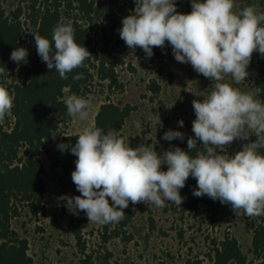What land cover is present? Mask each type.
<instances>
[{
  "label": "clouds",
  "instance_id": "clouds-1",
  "mask_svg": "<svg viewBox=\"0 0 264 264\" xmlns=\"http://www.w3.org/2000/svg\"><path fill=\"white\" fill-rule=\"evenodd\" d=\"M27 32L42 62L61 79H67V73L82 66L90 54L75 41L70 20L57 23L52 43L36 30ZM119 35L132 52L140 48L146 58L154 54V47L163 49L167 42L177 62L191 64L214 87L203 100L192 101L194 136L187 139V151L173 146L158 153L151 143L132 147L116 130L105 132L91 123L78 129L74 145L58 143V150H70L77 158L71 178L80 194L60 197L67 210L82 211L88 222L103 226L122 220L130 201L160 208L166 202L180 206L185 199L180 190L191 176L197 184L194 196L219 200L234 215L241 210L249 217L264 215V154L258 151L264 148V103L233 86L249 75L254 52L264 57V13L255 6L234 11V0H191L189 13L178 12L175 0H136L135 8L122 18ZM10 59L18 66L27 64L28 50L16 47ZM81 78V74L73 77ZM13 99L0 85V121L11 115ZM64 103L71 117L89 119V100L72 94ZM178 125L183 127V119ZM162 139L183 141L185 133L169 129ZM236 139L249 142L228 154L226 147ZM194 150L195 156L190 155Z\"/></svg>",
  "mask_w": 264,
  "mask_h": 264
},
{
  "label": "trees",
  "instance_id": "trees-1",
  "mask_svg": "<svg viewBox=\"0 0 264 264\" xmlns=\"http://www.w3.org/2000/svg\"><path fill=\"white\" fill-rule=\"evenodd\" d=\"M3 1L0 0V68L4 73L0 75V85H6L14 99L11 115L6 114V126L0 122V264H32L27 241L13 229L11 221L23 212L36 215L43 210L45 167L41 155L51 170L59 169L68 174L72 167L76 157L70 150L61 152L57 148L60 142L74 145L78 139L77 133L59 131L70 119L64 103L67 96H84L97 84L109 90L122 88L117 68L126 63V52L121 47L119 29L122 18L135 8L136 0H15L8 8ZM257 4L264 5V0H257ZM190 11L191 0H185V13ZM62 18L72 22L75 41L90 52L82 66L67 73V79H61L55 69L49 71L37 54L33 36L27 32L36 30L52 43L53 29ZM25 42L32 54L27 64L18 66L10 59V54ZM153 53L148 58L150 62L173 56L167 42L163 49L154 47ZM78 74L82 78L74 80ZM248 78L256 89L257 100L264 103V57L261 55ZM147 88L157 93L159 85L151 79ZM131 109L128 104L119 106L107 97L98 106L93 124L105 132L110 129L119 132ZM54 136L58 141L52 146ZM189 136H194L192 129ZM189 136L179 140L177 146L187 151ZM199 143V150H203ZM258 151L264 154V148ZM195 154V150L190 153ZM196 186V180L189 176L180 190L185 197L182 204L166 202L164 208L186 215H193L202 208L211 229L234 217L229 205L207 196H194ZM77 215L76 222L71 219V231L83 252L84 242L77 225L85 218L79 211ZM128 217L125 216L122 225ZM244 217L251 230L248 252L244 253L237 239L224 231L211 240L208 256L213 264H264V215ZM182 264H201V260L187 258Z\"/></svg>",
  "mask_w": 264,
  "mask_h": 264
},
{
  "label": "rangeland",
  "instance_id": "rangeland-1",
  "mask_svg": "<svg viewBox=\"0 0 264 264\" xmlns=\"http://www.w3.org/2000/svg\"><path fill=\"white\" fill-rule=\"evenodd\" d=\"M14 1L4 0L3 5L8 8ZM175 3L177 11L185 13V0H175ZM254 5L258 12L264 13V5L257 4V0H234V11ZM21 46L28 50L29 62L31 48L26 42ZM121 47L126 52V63L117 68L122 88L109 90L105 85L97 84L89 93L80 96L90 101L89 119L82 122L70 116L59 131L77 133L85 124H93L98 106L108 97L119 106L128 104L132 108L119 131L126 144L136 147L140 143H151L158 153L177 146L179 139L163 140L164 132L173 129L189 136L195 119L192 101L203 100L209 95L214 82L197 73L191 64L177 62L174 55L150 62L142 49L132 52L123 40ZM259 56L258 52L253 53L247 69L249 73L255 69ZM151 79L159 85L157 93L147 88ZM225 80L231 83L230 77ZM233 86L243 92H251L257 99L256 89L248 76ZM180 119L184 121L182 128L178 125ZM7 121L5 115L0 122L6 126ZM57 138L54 136L52 146ZM255 139L254 134L250 136V140ZM247 142L236 139L226 147V151L234 154ZM40 158L45 167L42 174L45 183L43 210L36 215L23 212L11 221L13 229L27 241V253L32 258V264H182L187 258L200 259L201 264H213L208 256L211 240L220 237L224 231L237 239L244 253L249 250L251 230L242 210L229 222L211 229L204 219L202 208L193 215H186L130 201L124 209V218L107 224L106 229L105 225L88 222L86 214L81 211L85 218L77 225L84 242V251L81 252L70 223L71 219L77 221V212L67 210L60 199L64 195L80 194L71 178L77 158L73 160L68 174L59 169H49L44 155ZM161 169L166 171L167 165L162 164ZM109 203H112L110 198ZM126 215L128 220L122 225Z\"/></svg>",
  "mask_w": 264,
  "mask_h": 264
}]
</instances>
